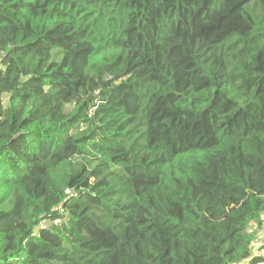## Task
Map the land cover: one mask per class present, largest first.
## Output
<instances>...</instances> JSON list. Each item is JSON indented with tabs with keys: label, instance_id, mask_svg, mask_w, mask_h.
<instances>
[{
	"label": "trees",
	"instance_id": "16d2710c",
	"mask_svg": "<svg viewBox=\"0 0 264 264\" xmlns=\"http://www.w3.org/2000/svg\"><path fill=\"white\" fill-rule=\"evenodd\" d=\"M0 264H264V0H0Z\"/></svg>",
	"mask_w": 264,
	"mask_h": 264
},
{
	"label": "rangeland",
	"instance_id": "374dc122",
	"mask_svg": "<svg viewBox=\"0 0 264 264\" xmlns=\"http://www.w3.org/2000/svg\"><path fill=\"white\" fill-rule=\"evenodd\" d=\"M2 101L3 105H5L7 103V97H3L0 102ZM263 222H264V216H263ZM264 226V225H263ZM257 241L258 242V245L261 244L262 241H264V229L261 228L259 233H258V236H257Z\"/></svg>",
	"mask_w": 264,
	"mask_h": 264
}]
</instances>
